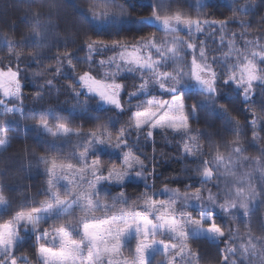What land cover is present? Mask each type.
Here are the masks:
<instances>
[{"label":"trees","instance_id":"1","mask_svg":"<svg viewBox=\"0 0 264 264\" xmlns=\"http://www.w3.org/2000/svg\"><path fill=\"white\" fill-rule=\"evenodd\" d=\"M52 2L0 0V73L22 74L18 110L0 112V130L10 134L0 167H16L5 187L23 208L50 210L46 221L71 231L87 218L77 207L62 215L70 202L63 189L73 183L91 194L105 190L120 205L146 193L172 203L178 216L214 210L221 238L187 236L147 264H264V0ZM197 73L212 83L209 93ZM86 75L118 88L122 107L102 106ZM179 95L197 97L177 134L127 124L139 101ZM114 131L120 137L109 139ZM126 147L142 154L140 166L105 171L98 158L131 165ZM79 159L97 160V172L72 181L63 168ZM43 227L22 223V241L0 254V264H44Z\"/></svg>","mask_w":264,"mask_h":264},{"label":"rangeland","instance_id":"2","mask_svg":"<svg viewBox=\"0 0 264 264\" xmlns=\"http://www.w3.org/2000/svg\"><path fill=\"white\" fill-rule=\"evenodd\" d=\"M53 0H48V3L52 4ZM258 11L259 5L253 1ZM79 25L81 22L79 21ZM107 36V35H105ZM130 36L127 35V38ZM106 43L109 42L108 37L105 38ZM130 41V40H129ZM128 41V42H129ZM198 69V67H197ZM78 70V68H77ZM80 71V70H78ZM18 76L21 77L22 74L13 71L1 72L0 73V112H12L18 110V91H20L21 85L18 81ZM86 79L91 84L93 82L94 88L97 89V98L100 104L104 107L111 108H119L117 106V97L115 96V92L118 91V88L115 90L113 86L109 88H102L98 83L94 80V77L91 75H86ZM5 84V85H3ZM204 91L205 93H209V87H206L205 84ZM112 90V91H110ZM209 90V91H207ZM191 95H179L172 99H163L159 96H151L139 101L135 106H133L130 110V118L127 121V124L134 128L136 131L141 130H151L153 132L158 133H166L172 132L177 134L180 130L186 128L189 123L187 116V108L191 101L194 100L197 96L190 97ZM200 96V95H199ZM182 97V98H181ZM110 98V99H107ZM9 103V105H8ZM11 104H13L11 106ZM120 110V109H118ZM121 131V130H120ZM114 131V133L109 136L110 138L118 139L120 137L121 132ZM67 131L62 132L60 135H66ZM179 134V133H178ZM10 134L6 131L0 130V152L3 149L7 148L10 144ZM16 153L15 151H12ZM125 154V158L130 159L131 165H126L124 167L120 166L118 163L112 165V160L108 158H98L103 160L104 170L107 172H123V170H131L134 167L140 166V160L137 158H141L142 154L137 151L130 149L128 147L125 148L123 152ZM97 160L92 159L89 162H86L82 159L76 160L72 163L65 165L63 168L67 172L71 173L72 181H75V178L81 176H88L90 174H94L97 172L96 165ZM8 163H3L0 167V254L4 255L7 250H11L13 246L22 241V237H20L18 229L22 223L29 224L27 221L19 220L21 214L27 215L32 212L33 209L39 208H31L24 207L20 205L18 202L17 194L15 192L9 191L5 186L9 185L10 174L12 170L16 167L8 168ZM129 166V167H128ZM4 184V187L1 186ZM115 185V184H113ZM119 186L116 184L117 187ZM5 188V189H4ZM106 191L103 193H93L91 194L90 190L82 184H75L70 187L68 191L63 189V195L65 201L68 202V205L62 211V215H66L72 210V207H77L79 211L85 213L87 218L81 221L78 225L74 227V230H66L64 228L55 229L57 225L55 221H46L50 210L42 209L37 213H33V217L36 219V222L33 224H29L32 227V230L35 231L34 226L40 224L44 229L46 228L47 240H50V245L46 246L42 244L44 251L40 250V257L44 264H72V260L74 257V243L84 240L82 247L84 248V252L82 255L87 254L88 241L85 240V234L87 232H95L97 235L104 236L107 240V246L109 248L112 247L113 244L116 243L112 236L115 234L116 229L118 227L123 228V222H117L114 224H109L108 221H111L113 217H119L124 213H135L133 210L138 208H144L142 211L147 209L144 206V202L149 198V196L145 193L142 197L133 198L130 201H122L123 205L117 204L112 197H104ZM61 194V195H62ZM41 200V198H40ZM161 201V200H156ZM65 202V203H66ZM166 205H172L170 202L163 201ZM9 203V204H8ZM64 203V202H63ZM127 206V208L125 207ZM8 207V213L5 212V208ZM193 211L189 210L188 213H191L192 217L198 218L202 213L207 215L204 212H197L195 208H191ZM47 210V211H46ZM141 213H144L142 212ZM147 213V212H145ZM187 214V213H186ZM9 221H4L5 219ZM150 219L155 221V214H151L149 216ZM5 222V223H3ZM10 225L12 231V239L11 243L8 242L9 234L8 230L5 226ZM54 226V228H53ZM98 226V227H94ZM195 225H189L187 228L188 236L191 237H206L210 239H219L222 236L216 234H209L207 231H201L197 233L195 231ZM39 229V228H38ZM37 229V230H38ZM110 229V231H109ZM49 237V239H48ZM143 233H138L135 226L128 227L120 236V250L118 254L119 264H140L139 262V253L137 249L141 247L140 241L142 240ZM149 240L155 241L151 244V246L144 248V254L146 259L151 257L153 254H159L160 256H168L172 252L175 251V248L172 245H176V242L180 240L179 238H173V236L164 232L161 233L158 229L155 233V236L151 235V231L148 236ZM126 247V248H125ZM127 249V252L124 256L120 257L122 254V250ZM113 259H117L116 256ZM76 264H79V260L76 261ZM102 264H109L107 259L102 261Z\"/></svg>","mask_w":264,"mask_h":264},{"label":"snow or ice","instance_id":"3","mask_svg":"<svg viewBox=\"0 0 264 264\" xmlns=\"http://www.w3.org/2000/svg\"><path fill=\"white\" fill-rule=\"evenodd\" d=\"M155 12V9L153 10ZM159 19V17H157ZM172 19L170 17H163L165 24L168 20ZM174 19L179 20L181 17L177 14ZM213 75L215 73L213 72ZM196 80L200 81L203 84L208 85L209 88L212 87V83L208 80H201V76L197 73L195 74ZM81 80H84V76L80 77ZM225 85L231 83L229 80L224 81ZM117 87L122 88V85H117ZM182 98V97H181ZM110 99V98H107ZM117 106L119 105L118 102ZM61 127H64L61 125ZM65 131L67 129L65 128ZM135 180H143V177L137 175ZM135 186L131 180L124 179L123 186ZM193 196L198 198V193H192ZM144 206L147 207V213L135 212V213H124L119 217H113L111 221H108L109 224H114L117 222H123L124 227H118L115 234L112 236V239L116 241L111 248L107 246V240L104 236L97 235L95 232H87L85 234V240L88 241L87 254L82 255L84 248L82 247L84 240L74 243V257L72 264H76V261L79 260V264H102L104 259H107L109 264H119L118 254L120 250L119 236L130 226H135L138 233H143L142 240L140 241L141 247L137 249L139 253V262L140 264H147L146 257L144 254V248L151 246L155 241L149 240L148 236L151 231V235L155 236L157 229L161 232L170 233L173 238H179L181 240L187 239L188 232L187 228L189 225H195V231L200 233L201 231H207L209 234L223 235V230L216 224V214L215 211H210L205 214H201L198 218L192 217L191 213L177 215L174 206L166 205L163 201H156L154 198H150L144 202ZM39 209H33L32 212L27 215L21 214L19 220L27 221L29 224L36 222V219L33 217V213L39 212ZM155 214V221L149 218L151 214ZM8 230L9 240L11 243L12 231L11 226H5ZM98 227V226H94ZM110 231V229H109ZM173 248H176V245H172ZM41 250L44 251L43 246ZM116 256L117 259H113Z\"/></svg>","mask_w":264,"mask_h":264},{"label":"water","instance_id":"4","mask_svg":"<svg viewBox=\"0 0 264 264\" xmlns=\"http://www.w3.org/2000/svg\"><path fill=\"white\" fill-rule=\"evenodd\" d=\"M110 91H112V90H110ZM113 92V91H112Z\"/></svg>","mask_w":264,"mask_h":264}]
</instances>
